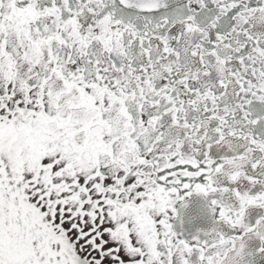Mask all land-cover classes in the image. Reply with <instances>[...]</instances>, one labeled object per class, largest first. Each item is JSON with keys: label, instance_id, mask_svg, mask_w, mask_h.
Returning a JSON list of instances; mask_svg holds the SVG:
<instances>
[{"label": "snow or ice", "instance_id": "obj_1", "mask_svg": "<svg viewBox=\"0 0 264 264\" xmlns=\"http://www.w3.org/2000/svg\"><path fill=\"white\" fill-rule=\"evenodd\" d=\"M0 264H264V0H0Z\"/></svg>", "mask_w": 264, "mask_h": 264}]
</instances>
